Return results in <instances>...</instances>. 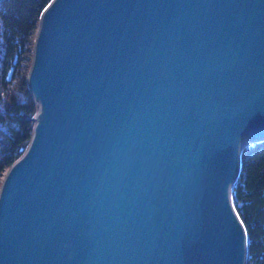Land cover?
<instances>
[{
	"label": "water",
	"instance_id": "water-1",
	"mask_svg": "<svg viewBox=\"0 0 264 264\" xmlns=\"http://www.w3.org/2000/svg\"><path fill=\"white\" fill-rule=\"evenodd\" d=\"M0 264H245L231 201L264 139V0H51Z\"/></svg>",
	"mask_w": 264,
	"mask_h": 264
},
{
	"label": "trees",
	"instance_id": "trees-1",
	"mask_svg": "<svg viewBox=\"0 0 264 264\" xmlns=\"http://www.w3.org/2000/svg\"><path fill=\"white\" fill-rule=\"evenodd\" d=\"M50 2L0 0V186L32 138L37 105L28 75L40 17ZM231 200L246 231V264H264V139L241 148Z\"/></svg>",
	"mask_w": 264,
	"mask_h": 264
},
{
	"label": "rangeland",
	"instance_id": "rangeland-1",
	"mask_svg": "<svg viewBox=\"0 0 264 264\" xmlns=\"http://www.w3.org/2000/svg\"><path fill=\"white\" fill-rule=\"evenodd\" d=\"M249 140H250L249 138H245V142H246V141H249ZM231 201H232V200H231ZM232 205H233V204H232ZM233 207H234V206H233ZM234 209H235V208H234ZM235 211H236V210H235Z\"/></svg>",
	"mask_w": 264,
	"mask_h": 264
},
{
	"label": "bare ground",
	"instance_id": "bare-ground-1",
	"mask_svg": "<svg viewBox=\"0 0 264 264\" xmlns=\"http://www.w3.org/2000/svg\"><path fill=\"white\" fill-rule=\"evenodd\" d=\"M246 264V263H245Z\"/></svg>",
	"mask_w": 264,
	"mask_h": 264
}]
</instances>
